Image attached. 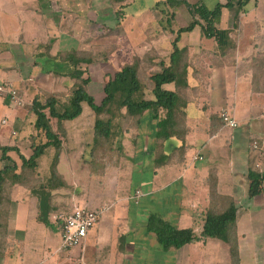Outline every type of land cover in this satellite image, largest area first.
Returning <instances> with one entry per match:
<instances>
[{"label":"crops","instance_id":"obj_1","mask_svg":"<svg viewBox=\"0 0 264 264\" xmlns=\"http://www.w3.org/2000/svg\"><path fill=\"white\" fill-rule=\"evenodd\" d=\"M184 2L0 0V84L13 85L25 100L24 106L13 108L8 97H0V145L31 154L36 116L30 107L35 98L45 96L34 81L41 74L72 69L64 56L73 52L94 59L124 55L131 60L126 64L147 54L168 59L176 30L192 21L187 3L209 8L225 3ZM162 5L171 22H164L158 10ZM180 9L189 20L177 27ZM236 15V7L224 8L218 24L232 30L236 44L225 56L217 53L214 40L203 37L199 26L187 33L194 38L181 35L191 96L180 126L183 137L159 138L158 120L146 112L139 127L124 134L121 154L105 172L91 162L93 129L86 141L84 131L74 135L65 130L59 185L51 191L48 220L57 224L58 217L67 215L62 213L65 209L106 207L85 244L63 247L61 253L54 231L39 219L38 198L15 185L0 264H232L230 247L223 240L208 238L166 251L146 229L150 215L156 213L178 228L198 230L206 213L226 198L238 206L240 264H264V186L251 195L249 177L250 168L264 171V147L260 156L251 147L255 140L264 143V0H250L238 22ZM64 77L66 85L69 77ZM224 109L238 127L222 122ZM241 121L247 123L244 130L238 129ZM193 147L196 151L191 153ZM10 154L21 163L19 155ZM3 166L0 161V169ZM138 191L142 192L139 198ZM146 203L147 209L142 210Z\"/></svg>","mask_w":264,"mask_h":264},{"label":"trees","instance_id":"obj_2","mask_svg":"<svg viewBox=\"0 0 264 264\" xmlns=\"http://www.w3.org/2000/svg\"><path fill=\"white\" fill-rule=\"evenodd\" d=\"M112 1L117 4L120 0ZM184 1L167 0L171 4ZM249 1L228 0L218 3L214 8L205 4L187 3L192 21L176 30L169 58L158 59L152 54H147L143 58L134 59L131 64L124 65L105 80L104 95L100 103H97L88 91V67L100 60L75 52L67 55L66 59L71 63L72 69L64 74L74 81L68 93L47 94L35 98L31 104L30 109L36 116L35 134L31 136V154L24 155L16 146L0 145V161L4 162L3 168L0 169V216L6 214L4 218H0V251L5 249L8 205L11 206V193L15 185L28 188L31 194L38 198L39 219L47 226L51 225L48 220L49 199L51 191L59 185L57 173L67 138L64 137L65 130L55 131L51 127L50 118L61 121L75 120L83 113V103H88L95 116L91 162L97 169L105 172L109 162L120 156L124 134L136 130L146 112H150L152 117L158 120L159 138L183 137L180 126L185 109L191 102V96L188 93L190 84L187 49L179 46L181 35L192 32L199 26L203 37L214 40L217 53L225 56L235 50L236 44L231 38L232 30L218 26L222 11L224 8L236 7L235 20L238 22ZM169 85H173V88L169 89ZM220 118L225 124L221 115ZM13 152L19 155L20 164L12 158L10 153ZM252 153L255 156L261 155L259 150L252 149ZM249 177L250 194L256 195L263 189L264 171L258 172L254 167L250 168ZM237 210L235 201L226 198L222 204L206 213L198 230L195 226L178 228L153 213L147 221L146 229L155 236L160 248L166 251L172 248L180 249L208 238L223 240L230 247L232 264H240L236 231ZM56 222L62 232V217H58Z\"/></svg>","mask_w":264,"mask_h":264},{"label":"rangeland","instance_id":"obj_3","mask_svg":"<svg viewBox=\"0 0 264 264\" xmlns=\"http://www.w3.org/2000/svg\"><path fill=\"white\" fill-rule=\"evenodd\" d=\"M208 4L210 5H215L214 0H206ZM216 1V0H215ZM222 2H226V0H221ZM164 4V3H162ZM182 4V3H181ZM158 10L162 13V17H164V22L168 23V21L171 22V19L167 17V13L169 14V12L166 10V6L162 5V7H159ZM163 10V11H162ZM170 15V14H169ZM149 16V13H148ZM222 17V16H221ZM187 16L185 15V12H183L181 9L180 11H178V15H177V23L179 27L182 24H186L188 23L187 21ZM189 20V19H188ZM222 20V19H221ZM221 20L219 21V25L221 24ZM176 27V28H177ZM196 35V33H195ZM187 38H194V35H191L188 37V34H184L183 35V39H187ZM183 39L182 42L183 43ZM105 42V41H102ZM193 42V41H191ZM106 46V45H105ZM101 50L103 51L104 48L102 46ZM110 50V46L106 47V53L107 51ZM105 52V51H103ZM101 52V53H103ZM127 55H129V52H126ZM67 56H64L63 59H66ZM97 60V62L92 63L88 68V76L90 77V82L88 85V91L90 92V94H92L95 97V100L97 103H100L103 95H104V85H105V80L108 79V77L110 75H112V73H114L115 71L121 69L124 65H126V63H129L130 58L129 57H125L123 55V58H119L116 55H113L111 57H109V55L105 54V55H101L100 57H95ZM129 58V60H128ZM131 61V60H130ZM52 75H43L34 81V84H36L41 90L43 94H48L51 91H55L56 93L59 94H67L69 91V88L73 85L74 81H72L71 79L67 80V86L64 84V75L63 73H51ZM57 77L55 83H53L52 81L54 80L55 77ZM66 77V76H65ZM64 77V78H65ZM7 101H9V105L12 106L13 108H20L18 107L16 104L13 103V101H11L10 99H8ZM83 113L80 117H78L75 120H71V121H61L58 119H53L50 118L49 123L51 125V127L55 130V131H63V130H67V131H72L74 135L77 134V132H83L84 131V137L82 138L83 140H88L90 138V136H92V129L94 126V121H95V116H94V112L92 110V108L88 105V103L84 102L83 103ZM32 112V111H31ZM34 112H32V115ZM150 113V112H149ZM148 113V114H149ZM247 123L244 121L240 122L239 128L240 130H244L247 127ZM238 129L236 130V132L238 131ZM24 135H26V133L22 134V140L24 139ZM75 138H73L72 141H74ZM192 152L194 153L196 150L194 149V147L191 149ZM58 175H57V180H58ZM80 187H78L77 189H79ZM72 192V191H71ZM86 208H89L86 206ZM142 210H146L147 209V203L141 207ZM89 209H94L96 210V208H89ZM97 209H102V208H97ZM72 209H65L62 213L65 215H69L72 212ZM104 213V212H103ZM103 213L100 216V219H102V217L104 216ZM105 214V213H104ZM103 215V216H102ZM100 221V220H99ZM98 225V224H97ZM96 226V225H95ZM50 228H52V231H54V236L57 239V243H58V247L62 246L60 248L61 253H64L63 250V239H62V232L61 229L59 227L58 224L55 225H50ZM93 230V228L89 231V233ZM88 233V234H89ZM67 250V249H65ZM246 250H244V259H246L247 253L245 252Z\"/></svg>","mask_w":264,"mask_h":264},{"label":"built area","instance_id":"obj_4","mask_svg":"<svg viewBox=\"0 0 264 264\" xmlns=\"http://www.w3.org/2000/svg\"><path fill=\"white\" fill-rule=\"evenodd\" d=\"M0 97H8L17 106L25 105L24 98H22L18 90L11 84H0ZM221 116L224 118L225 124L230 128L238 127V122L228 110H222ZM251 147L254 150L262 151L264 143L262 144L259 140H255ZM195 159H202V157H196ZM141 195L142 192L138 191L136 197L139 198ZM106 209V207L96 210L77 208L71 214L62 216L63 247L66 249L82 247L85 244L89 231L98 224L101 214Z\"/></svg>","mask_w":264,"mask_h":264}]
</instances>
